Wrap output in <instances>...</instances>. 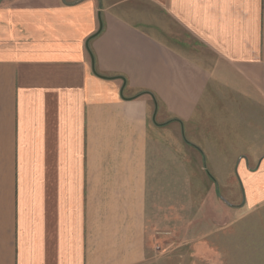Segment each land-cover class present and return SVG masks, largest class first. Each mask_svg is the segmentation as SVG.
<instances>
[{
    "label": "crops",
    "instance_id": "crops-1",
    "mask_svg": "<svg viewBox=\"0 0 264 264\" xmlns=\"http://www.w3.org/2000/svg\"><path fill=\"white\" fill-rule=\"evenodd\" d=\"M138 2L0 0V264H150V191L190 150L264 203V0H143L211 66Z\"/></svg>",
    "mask_w": 264,
    "mask_h": 264
},
{
    "label": "rangeland",
    "instance_id": "rangeland-1",
    "mask_svg": "<svg viewBox=\"0 0 264 264\" xmlns=\"http://www.w3.org/2000/svg\"><path fill=\"white\" fill-rule=\"evenodd\" d=\"M136 6L159 16L167 44L211 66L213 54L172 22L164 9L143 0ZM190 151L184 158L191 171L178 167L168 173L171 182L162 176L150 191V264H264V203L247 204L241 186H205L199 157ZM161 174L158 171L157 178Z\"/></svg>",
    "mask_w": 264,
    "mask_h": 264
},
{
    "label": "built area",
    "instance_id": "built-area-1",
    "mask_svg": "<svg viewBox=\"0 0 264 264\" xmlns=\"http://www.w3.org/2000/svg\"><path fill=\"white\" fill-rule=\"evenodd\" d=\"M156 248H158V247H156ZM159 249V248H158Z\"/></svg>",
    "mask_w": 264,
    "mask_h": 264
}]
</instances>
